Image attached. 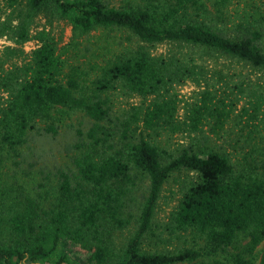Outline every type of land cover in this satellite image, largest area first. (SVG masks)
Instances as JSON below:
<instances>
[{
    "label": "trees",
    "instance_id": "trees-1",
    "mask_svg": "<svg viewBox=\"0 0 264 264\" xmlns=\"http://www.w3.org/2000/svg\"><path fill=\"white\" fill-rule=\"evenodd\" d=\"M230 2L4 0L9 14L0 21V37L9 35L17 44L31 38L41 15L66 21L74 40L105 29L136 45L98 62L86 44L90 58L79 62L68 56L71 47H59L42 29L21 65L6 68L0 60V89L8 92L0 103V264H256V257L264 264V90L236 114L237 96L219 95L209 84L182 122L175 88L197 79L200 65L149 49L179 44L243 61L264 74V4L233 20ZM242 85L236 87L243 93ZM119 88L154 97L144 108L118 113L111 93ZM77 112L70 162L37 172L42 187L55 178L54 192L31 195L16 179L9 181L19 172L35 173L61 120ZM238 117L230 140L234 154L212 139ZM162 130L195 133L198 143L163 147L151 136ZM28 160L29 171L18 169ZM182 171L193 176L157 233L162 189ZM141 178L147 184L131 212ZM135 221L133 234L117 248L116 232ZM165 232L190 235L192 243L162 247Z\"/></svg>",
    "mask_w": 264,
    "mask_h": 264
},
{
    "label": "rangeland",
    "instance_id": "rangeland-1",
    "mask_svg": "<svg viewBox=\"0 0 264 264\" xmlns=\"http://www.w3.org/2000/svg\"><path fill=\"white\" fill-rule=\"evenodd\" d=\"M231 6L229 11L231 12V18L238 20L240 16L246 14L253 10H258L261 4H264V0H231ZM4 0H0V21L5 20L8 17V12L5 8ZM42 29L50 31L51 35L58 41V46L63 47L68 45L71 47L68 56L72 60L82 62L84 60L88 61L90 58V53L86 52L85 45L89 44L93 48L92 56L98 60V62H103L112 56L111 53L118 52V50L133 48L136 43L133 41H122L119 40L121 32L110 31L105 29H100L93 31L87 36L82 38L73 39V32L71 26L64 20H54L50 22L46 20L43 16H39L36 19L35 24L31 29V38L22 43H15L9 35H3L0 37V60L4 62L6 68H12L21 63L28 58L32 50L38 46V41L34 37L35 34ZM75 41V42H74ZM72 43H76V46H71ZM11 48V49H7ZM153 55L155 56H166L175 57L178 59H184V63L190 65L199 64L197 67L196 76L197 79H188L184 83L176 85L175 91L179 98V112L178 119L183 122L186 118L187 108L189 104L194 102L198 97V94L209 84L214 83L215 89L219 95H234L237 96V111H240L243 106H246L249 100L254 96L258 90H264V74L259 70H255L243 61L221 55L219 53H206L200 52L196 49H188L185 46H180L174 43H163L149 48ZM189 55V56H187ZM223 75L222 79L220 75ZM243 84L245 86V92L242 93L240 88L236 85ZM112 100L115 109L120 113L129 109L132 105L144 106L152 100L154 96L143 97L138 94H130L125 92L123 89L119 88L114 90L112 93ZM8 96V92L4 89H0V103L5 100ZM80 113H72L64 119L61 120V127L59 135L51 140V143L47 147H51L44 155H42L36 161L37 164L33 167L34 174L18 173L14 178H10L9 181H17L18 184L23 185L29 194H36L40 191L50 190L54 192V187L56 181L55 178H51L47 182L46 187L39 185V175L38 170L46 166L52 167L55 164L64 165L70 162V155H72L71 146L77 139V127L78 121L80 120ZM238 119L230 121L227 126L226 131L220 136V138L212 139V142H216L218 145H223L228 151L235 154L236 150H233L230 140L233 138L234 133L238 131L239 125H237ZM195 133L188 132H174L168 133L167 131H161L158 134L151 133L153 140L163 147L176 150V148L190 144L191 142L198 143L194 138ZM33 160V159H30ZM21 162L18 169L21 168L24 171L28 168L29 161ZM16 167V168H17ZM25 167V168H24ZM32 169V168H31ZM38 172V173H37ZM11 176V175H10ZM9 176V177H10ZM193 174H188L186 172H175L169 179V181L164 185L160 199L155 213V228L157 233H161L164 223L169 219L172 210L177 205L183 191L186 182L191 178ZM51 181V182H50ZM147 180L141 178L137 187L135 188L134 195V209L131 212H135L137 209V204L141 200V194L145 190ZM47 198V197H46ZM136 214V213H134ZM136 221L133 222L128 227L119 230L115 234V243L117 248L121 247L130 237L134 230L136 229ZM152 240L153 239H149ZM192 243L191 236L187 237H176L169 236L168 233H164L162 247H168L171 249L177 248L183 244ZM261 246L257 250L256 255L259 254ZM83 253L80 252V255ZM256 264H259V258L256 257Z\"/></svg>",
    "mask_w": 264,
    "mask_h": 264
}]
</instances>
